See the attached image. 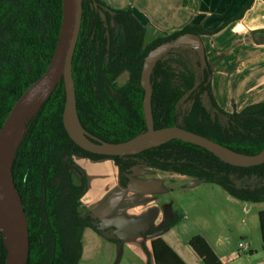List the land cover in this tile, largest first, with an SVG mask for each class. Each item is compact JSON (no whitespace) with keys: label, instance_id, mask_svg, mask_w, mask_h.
<instances>
[{"label":"trees","instance_id":"16d2710c","mask_svg":"<svg viewBox=\"0 0 264 264\" xmlns=\"http://www.w3.org/2000/svg\"><path fill=\"white\" fill-rule=\"evenodd\" d=\"M252 3L248 0L238 17ZM63 12V0H0V130L25 90L47 70L59 43ZM230 21L214 30L187 23L147 40L148 26L131 5L119 8L108 0H83L82 27L73 59L77 112L83 127L109 142L128 140L146 131V90L141 77L148 54L167 44H172L168 49L172 52L183 34H213ZM261 32L264 30L255 31ZM199 54L198 72L173 56L161 54L152 62L153 127L177 124L237 152H260L264 149V100L241 110L223 108L213 92V67L207 55ZM125 71L128 77L121 83ZM185 96L190 105L181 117L178 107ZM65 103L61 79L28 120L13 161L14 180L29 221L25 264H79L85 230H101L98 217L84 207L88 179L76 163V155L113 158L125 185L128 173L142 161L217 183L241 200L264 201V163L232 164L205 146L181 138L126 155L95 153L68 133ZM75 171L81 173L80 183L74 179ZM259 216L264 240V209ZM190 245L206 264H225L205 236L194 235ZM152 248L156 264H189L163 237L154 238ZM7 253V238L0 230V264H5Z\"/></svg>","mask_w":264,"mask_h":264},{"label":"rangeland","instance_id":"374dc122","mask_svg":"<svg viewBox=\"0 0 264 264\" xmlns=\"http://www.w3.org/2000/svg\"><path fill=\"white\" fill-rule=\"evenodd\" d=\"M152 37L148 33L147 40ZM181 40L172 52L161 54L183 60L198 72L199 42L187 41L183 49L178 47ZM127 77L125 71L119 81L123 83ZM189 105L185 96L178 107L181 117ZM75 160L88 179L84 207L98 217L101 228L100 232L85 230L79 264H156L152 248L156 237L166 239L189 264H206L190 245L196 234L207 238L225 264H264L259 216L264 201L241 200L210 181L190 186L189 175L164 171L142 161L128 173L125 185L113 158L76 155ZM74 179L82 181L79 171H75Z\"/></svg>","mask_w":264,"mask_h":264},{"label":"water","instance_id":"95a60500","mask_svg":"<svg viewBox=\"0 0 264 264\" xmlns=\"http://www.w3.org/2000/svg\"><path fill=\"white\" fill-rule=\"evenodd\" d=\"M63 1L64 12L62 29L56 52L47 70L25 90L15 103L0 130V230L4 231L7 238L8 253L5 264H25L26 250L29 243L28 216L13 174V161L20 143L18 142L12 153V141L15 127L24 115H26L25 126L27 125L28 120L34 114V112L33 114H28L29 107L39 98H41V103L61 79H64L66 88V103L64 109L65 127L72 139L89 151L107 155H126L145 148H141L140 146L146 141L158 137H167V139L181 138L205 146L215 152L223 160L232 164L251 166L264 163V149L256 154L248 155L237 152L208 136L189 130L181 125L174 124L161 128L153 127L151 123L153 117V90L149 82L150 67L155 58L165 50H168L172 44H167L152 50L145 60L141 81L146 90L145 113L149 124L146 131L128 140L119 142L101 140L86 129L84 134L80 133L75 122L77 118L80 125H82L77 112V89L73 72V59L82 27L83 0ZM192 35L200 39V36L193 33L183 34L182 39ZM200 52H202V57L205 58L206 50L202 41L200 44ZM227 148L243 156L231 154L227 151ZM200 183L201 179L192 178L189 185L195 186ZM1 190L6 192L13 208L15 216L13 234H11L10 230L4 225L5 222L1 212Z\"/></svg>","mask_w":264,"mask_h":264},{"label":"crops","instance_id":"0c3cea01","mask_svg":"<svg viewBox=\"0 0 264 264\" xmlns=\"http://www.w3.org/2000/svg\"><path fill=\"white\" fill-rule=\"evenodd\" d=\"M108 1L119 8L131 5L153 37L187 23L214 30L231 20L220 31L203 34L200 39L193 35L184 37L178 47L184 49L187 41H202L213 67L214 95L226 110L240 109L264 98V33H255L264 30V0H253L242 17L238 16L248 0Z\"/></svg>","mask_w":264,"mask_h":264},{"label":"bare ground","instance_id":"6f19581e","mask_svg":"<svg viewBox=\"0 0 264 264\" xmlns=\"http://www.w3.org/2000/svg\"><path fill=\"white\" fill-rule=\"evenodd\" d=\"M41 98H39L38 100H36L30 107L28 110V114H33V112H35L38 108V106L40 105ZM25 120H26V115H24L20 121L18 122V124L15 127V133H14V137H13V144H12V153L14 152L18 142H20L25 130H26V126H25ZM76 125L78 130L80 131V133L84 134L86 132L85 128L80 125L78 119L76 118L75 120ZM167 139V137H158L149 141H146L145 143H143L140 147H146V146H150V145H155V144H159L163 141H165ZM227 151L230 152L231 154L234 155H239V156H243L242 154H239L235 151H232L230 149L227 148ZM1 212H2V216L4 218V222H5V226L10 230L11 234L14 233V224H15V216L13 213V208L11 206V202L6 194L5 191L1 190Z\"/></svg>","mask_w":264,"mask_h":264},{"label":"built area","instance_id":"2783aa9c","mask_svg":"<svg viewBox=\"0 0 264 264\" xmlns=\"http://www.w3.org/2000/svg\"><path fill=\"white\" fill-rule=\"evenodd\" d=\"M242 245H243L245 248L248 247V245H246V244H242Z\"/></svg>","mask_w":264,"mask_h":264}]
</instances>
